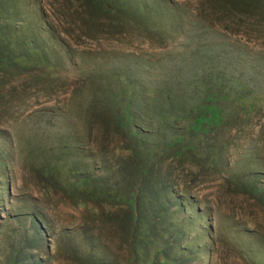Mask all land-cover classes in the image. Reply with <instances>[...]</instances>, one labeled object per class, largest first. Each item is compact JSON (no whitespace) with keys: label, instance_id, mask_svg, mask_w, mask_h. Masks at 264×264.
<instances>
[{"label":"rangeland","instance_id":"rangeland-1","mask_svg":"<svg viewBox=\"0 0 264 264\" xmlns=\"http://www.w3.org/2000/svg\"><path fill=\"white\" fill-rule=\"evenodd\" d=\"M0 264H264V0H0Z\"/></svg>","mask_w":264,"mask_h":264},{"label":"trees","instance_id":"trees-1","mask_svg":"<svg viewBox=\"0 0 264 264\" xmlns=\"http://www.w3.org/2000/svg\"><path fill=\"white\" fill-rule=\"evenodd\" d=\"M214 115H216V117L218 118L219 120V115H217L216 113V108L215 107H212L210 106V111H207L205 112L204 114H202V117L200 120L204 119L205 121L208 119L209 117V122L212 121L211 117H214Z\"/></svg>","mask_w":264,"mask_h":264}]
</instances>
